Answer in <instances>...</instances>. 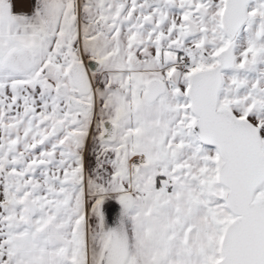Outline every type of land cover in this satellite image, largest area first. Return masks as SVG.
Here are the masks:
<instances>
[{
	"label": "snow or ice",
	"instance_id": "snow-or-ice-1",
	"mask_svg": "<svg viewBox=\"0 0 264 264\" xmlns=\"http://www.w3.org/2000/svg\"><path fill=\"white\" fill-rule=\"evenodd\" d=\"M0 264H264V0H0Z\"/></svg>",
	"mask_w": 264,
	"mask_h": 264
},
{
	"label": "crops",
	"instance_id": "crops-1",
	"mask_svg": "<svg viewBox=\"0 0 264 264\" xmlns=\"http://www.w3.org/2000/svg\"><path fill=\"white\" fill-rule=\"evenodd\" d=\"M19 10V9H18Z\"/></svg>",
	"mask_w": 264,
	"mask_h": 264
}]
</instances>
